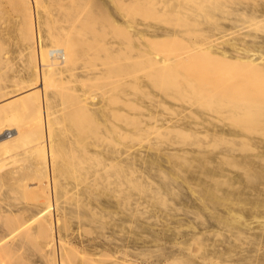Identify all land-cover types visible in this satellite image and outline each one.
<instances>
[{
  "label": "rangeland",
  "instance_id": "rangeland-1",
  "mask_svg": "<svg viewBox=\"0 0 264 264\" xmlns=\"http://www.w3.org/2000/svg\"><path fill=\"white\" fill-rule=\"evenodd\" d=\"M23 1L25 3H23ZM27 1L28 0H0V99L2 100L0 101L2 102V108L5 105L3 109L6 108V104H8L9 101L15 103L14 107L18 108L14 109L12 107H8L9 112L7 109H5V111L7 110L8 113H4V111H2V109L0 108V124L4 126L7 125L9 127L24 126V133L27 134L25 136V134L23 133V137L21 136V142L20 139H18L14 144V146H16V149L14 146H12L9 154L4 153L3 150H0V160L2 158L1 156H3L4 154H6L5 159H8L7 162L0 164V224L3 225V227L19 226V228H17V230L19 231H16V233L15 231L14 233L11 232L12 235H10V232H6L7 234H5L4 237L0 239L2 241L0 242V261L3 264H52L55 261L56 262L53 264H61V260L64 261V264H212V262L216 260V257L211 252V250L217 249L219 251L223 250L221 251L223 252L221 254L222 257L221 255H219V253L217 254V257L219 255V260H222L223 262H221V264H254L255 261L259 262L260 257H262V259L260 260L261 263L259 264H264V102L261 101V104L257 102L258 106H256V102L254 103L255 97H253V95L255 94V89L258 91L260 90L261 92L263 91L262 93H264V77H262V80L261 78H257L260 77V74L263 76L262 73L264 72L261 71L262 73H260L259 76L256 75V79L252 80V78L254 77L249 72L250 69H245L246 67L243 68L244 66L242 67V69H240L242 66H240V64H235V66H233L234 64L229 65L222 60H216L215 57L212 56L208 51H202V53L201 51L199 52L198 50H196V48L199 47L200 44L203 45L207 42L206 44H204L205 46H207L210 40L211 42H209V45H214L217 42L216 39L218 38L223 39V42H225L226 37H228L229 35L230 38H227L228 43L237 36L235 41L233 40L237 45L245 44V39L246 41H250L251 38H254L255 35L257 36V38L259 37L262 40V38H264V30H262L260 26L253 25V27L255 26L254 28L252 27V25L249 27L250 24L247 26L248 23H245L246 21L243 20V17L245 18V15L247 16L248 14L252 13V8L254 9L256 7L258 8V11H260L261 7L264 8V0H216L217 3L215 0H207L209 1V3L206 0H202L203 3L205 1V4H202L201 0H198L199 2L197 0H189V2L193 1V4L187 3L188 0H182L186 2V5L185 2L182 3L181 0H169V2L171 1V4H168V0H146V2L145 0H118L119 2L116 0L117 3L114 0L116 4L111 3L110 0L108 2H106L107 0H104V3H102V0H36V2L38 1L37 3H34V0H29L30 3ZM157 1H159V3H157ZM164 1L165 5L166 3L168 4L166 5L168 8L163 5ZM218 1H220V3ZM109 2L111 3V5ZM197 2L198 4L201 3L200 5L204 6H199L200 12H197L198 9L196 10L194 8L198 7V4H196ZM32 3L33 5H31ZM106 3H109V5L107 6ZM23 4L27 5L26 7H28V5L29 7L33 6L30 14L31 16H28L29 18H32L33 16L31 20L26 19L27 16L25 15V13L27 11L26 14L29 15V7L27 9ZM187 4H190L189 6H193L192 8L194 9L185 7L187 6ZM207 4L210 5L206 6ZM211 4L215 5L212 7ZM259 4L261 7L259 6ZM161 5L163 6V8H161ZM179 5H182L184 7V10L188 8L187 11H184L183 7ZM178 6L181 7V9H179ZM235 6L240 7L239 9H236L234 8ZM174 7H176V9H179L178 11L180 14L176 9H174ZM232 7L236 11L232 10ZM165 8L167 9L164 10ZM214 8L217 9L215 10ZM24 9L27 10L25 11ZM229 9L232 11H229ZM173 10H176L175 12L177 13V15L176 13H171V11ZM180 10L183 13H181ZM188 10L190 11V14H186ZM35 11L37 12L35 13ZM247 11L250 12L247 13ZM165 13L166 15H163ZM243 13L244 16L241 15ZM255 13L253 12V16L251 15V17L249 18H259L261 16L264 17V13L260 12V14L259 12H257L260 14H257V16L255 15ZM239 14L241 15V20L238 16ZM181 16L186 17L183 18V23L181 22ZM126 19H128L129 21H127L130 22L129 26H127L128 22H126ZM188 20L190 21V23H188ZM31 21H33V23ZM112 21L113 23L117 22L115 23L116 26H114ZM29 23L31 26L35 25L34 28L36 30H30L33 28V26L31 27ZM217 23H219L218 26L221 30L222 26L226 28V30L224 29L225 33L224 31H219L220 29L217 30ZM234 24L236 26H234ZM66 25H69V27L73 26L75 29H73V27L69 28ZM124 25L129 28H125ZM188 25H190L189 28ZM191 25L193 26V28L191 27ZM122 26L124 28H122ZM241 26L247 27H244V30V28ZM251 27L252 29H250ZM83 29L85 32L83 31V34L80 35V31H82ZM234 29L235 31H233ZM74 30H77L79 34L78 36L77 32L75 31L76 36L78 37H74L76 39L78 38V42L82 40V45L80 44V42V46L78 45L80 49H77L78 54L76 55V58H73L71 60L72 63L70 62L68 65H65V67H67L66 69L68 70H66L64 66L61 68H57V70L55 68H52L51 70L54 72L60 71V69L62 70L63 68V70H65L64 72L62 71V73H60L61 71L58 72L60 75L57 74V72L55 73V75L52 74L53 78L50 75L51 70L47 71L48 73L44 71L47 73L44 74L49 76V82L47 81L48 79L45 80L48 85H43L46 89L44 87L43 89H41L39 86H33L31 88V85L34 82H29L34 80V76H32L33 56L30 49V47L32 48L33 46V37H36V39L41 37L40 40L38 39V43L40 42V45L44 48V46H50L49 41L51 43V38L49 39V37H51V34L54 36L56 34H60L61 36L65 33V36L67 32V36L72 37L75 34ZM166 30L170 33H178L181 36L174 33V38L176 41L171 38L172 40H169V42L168 39H165V32H167ZM185 30L187 32L190 31L191 34L190 32L187 33ZM30 31L34 32L33 34L35 36H32ZM228 32H230V34ZM157 33L160 34L158 35ZM140 34L143 35V38L140 37ZM245 34H249V36L246 37ZM29 35L31 36V38ZM162 36L164 38H161ZM176 36L181 38L182 40H179ZM222 36L224 38H220ZM149 37L154 41H156L157 39V41L155 42L156 44L149 45L146 41V39ZM239 37L244 38V41H239ZM206 38L208 39V41ZM259 38L253 40L255 41L256 45H262ZM163 39H165L167 42ZM212 40H216V42H213ZM227 41L223 46L230 49L229 47H227ZM34 42V45H36V40ZM176 42L180 44L178 45ZM192 42L194 43V45ZM212 42L214 44H211ZM41 43H44V46ZM186 43L190 46L188 47ZM89 44L91 45L89 46ZM230 44H228V46H230ZM173 45H175V47ZM164 47L166 48L165 52H163ZM106 49L107 52L105 51ZM159 49L162 50V53L159 52ZM167 49L171 52H166ZM29 50L31 53L29 52ZM113 51L115 52L113 53ZM206 52L209 55H207ZM185 53L188 55H186ZM110 56H112V58ZM126 56L128 62L126 61ZM162 56H164L165 59L168 58L167 62L169 63L165 65L166 67L164 66L165 70L162 69V71H157V66L154 65V63L158 60V57L163 58ZM180 58L184 59L181 60ZM28 59L29 61L31 60L30 62L32 63H30ZM109 60H111L112 63H108ZM207 60L209 61V63L207 62ZM212 60L214 61V63ZM101 61H104L105 63H102ZM113 61H116V64H114L115 62L113 63ZM215 61L219 62L220 65L224 63L223 66H221L223 67L222 69L225 70H223L224 72L222 70H219L221 69V67L219 63ZM179 62H181V64ZM186 62L188 65L186 64ZM259 62H261V65L264 66V60H258V62L256 60V64L254 65L256 66V69L260 68V65L257 66ZM215 63H217V65H215ZM30 64H32V66H30ZM101 64H103L104 66H102ZM110 64H112L113 67L116 66L114 67L115 69H112V71L108 70L112 66ZM182 64H186V66H183ZM117 65H121L122 67H118ZM202 65L203 67L205 65L204 69H202ZM207 65L213 67H209ZM225 66L229 67L227 68ZM30 68L32 70H30ZM117 68L118 70L119 68L121 69L122 74H124L122 71H127V77L125 75H123L125 76L123 77L122 74L120 76V73L116 72ZM53 69H55L56 71ZM191 69H193L195 72ZM210 69L211 71H209ZM231 69H235V74L233 73V70L231 71ZM261 69L263 70V67H261ZM186 70L190 73H188ZM203 70H207V72ZM214 70H219V72L222 71L223 73L221 72V74L222 76H225H223L225 80L223 77L217 76L218 71ZM241 70L243 71L241 72ZM244 70H247L252 78L251 76L247 77L248 72L246 71V73ZM110 71L115 75L119 74L118 76L120 77H115L114 80L112 78L113 74L111 75ZM158 72H160V74H158ZM172 72L173 76L171 74ZM204 72L207 76L202 75L204 74ZM252 72L256 71L253 70ZM83 73L85 75L87 74V76H85ZM106 73L107 77L104 75ZM197 73L198 75L200 74L199 76L200 78L202 77L201 79H197L199 78V76L196 75ZM82 74L85 76L84 78H82ZM187 74H189L188 76L191 79L187 76ZM50 76L52 81L50 79ZM192 76L194 79H192ZM96 77H98V79ZM195 78L197 81H195ZM85 79H87L88 82ZM92 79H96L97 81L93 82ZM215 79H217V82L215 81ZM219 79L227 84H229L231 80V83L229 85L232 84V86L226 87L227 84H224L222 82L225 85V87H223L224 85L220 82ZM257 79L261 82H259ZM109 80H112V82H115L114 84L117 85L108 86L112 84ZM208 80H211L210 82H212L210 83V88L212 89H209V87H207L209 86ZM82 81L85 85L81 83ZM122 81L124 84L126 81H128V83L130 82V87L128 90L130 92L129 94H132L131 96L129 95L131 99V108L129 106H127V108H124L127 110L128 108H130V111H126L129 113L127 114V118L126 115H124L125 110L122 109L124 107L123 104H125L124 101L126 98L124 96L126 91L125 93L123 91L127 90V86H125L127 85V83L124 85L122 84ZM213 82H220L219 84H222L223 86L221 87V85H217ZM239 82L240 84H242V86L238 84ZM243 82L247 87L243 85ZM166 84L168 85V87ZM212 84L214 85L215 89H213ZM251 84H253L252 87ZM259 84L260 86H258ZM28 85L30 87H28L29 89L27 91L26 86ZM203 85L205 88L203 87ZM219 86L220 88L216 89ZM35 87L37 91L42 90L40 93L41 95H38L43 97L45 101L47 100V98L48 100H50V104L47 103L48 101L46 102L47 104L44 103L46 105L45 108L48 110H46V113H48L47 116H50V119L48 118V122L51 123H48V132L50 131L49 134L53 133V136H51L49 139H52L50 141L56 148V153L54 152L56 155V159H54V161H56V163L53 162V166L55 165V168L52 166L51 174H49L50 177L48 175V171L45 174L46 177H48L47 183L50 179V184H48L50 192L45 185L43 186L39 183L43 179V181H45L46 177L44 173L42 174L43 171H40L41 166L39 164V156H37L38 154L36 150L33 151L34 149H32L34 148L36 141L39 140L41 132V129L38 125H36L37 123L35 122L37 121V116L33 113L35 111L34 109L37 107V102L33 98L34 103L32 102V104L34 105L32 106H34V108L31 110L34 111L30 115L28 114L29 111H27L26 113L23 108V110L21 111V107L19 108V106L22 105H19V101L21 100L20 98L27 96L26 92H29V95L33 94H30V92L35 91L33 90V88L35 89ZM112 87L113 90H111ZM114 87H117V90ZM250 87L252 90H254L252 91L254 92L252 96L249 95L252 93L251 90H249ZM257 87H259V89H257ZM21 88L26 91L20 90ZM244 88L246 89L244 90ZM114 89L116 91H114ZM237 89H239L240 91L248 90L251 93L248 92L249 94L246 93V96H243L239 90L238 94ZM106 90L109 93H107ZM190 90L192 91L190 92ZM203 90H205L206 94ZM13 91L14 94L17 92L15 96H12ZM221 91H223L225 95L227 94L226 92H230V94L237 92V95H235V98H233V95L232 101L230 98H226L223 92V95H221ZM260 91L259 94H262L260 93ZM9 92H12V94L7 95V97L5 93ZM86 93L89 96L91 95L96 102L94 100H91L93 103H95V106L92 104V106L89 105V110L88 108L86 110L87 112H89L83 118L82 114L84 113H80V109L84 104H80L78 102H82L81 98H84V94L87 97ZM113 93H116L115 96L118 98H115V100H117L116 103L115 101H113V104H111V101L114 99ZM189 93H191L192 95ZM198 93L201 95L198 96ZM22 94L24 95L21 96ZM210 94H212V98L210 97ZM214 94L217 97L214 96ZM230 94H227L226 96L231 97ZM240 94L242 96H240ZM45 95L46 97H44ZM110 95L113 99H109L111 98ZM40 96H38L39 100L42 99ZM64 96L65 98H63ZM204 96L208 98V101L204 98ZM243 97H245V101H243ZM246 97H248L249 99L248 102ZM17 98L18 101L16 102ZM215 98H219L218 100H222V103L220 104V101H217V99ZM228 99L230 101H228ZM250 99H252L253 101ZM13 100L15 101L13 102ZM234 100L236 101V103ZM17 103L18 106L16 107ZM104 103L105 105H103ZM163 103L165 105H163ZM219 105H222L221 108L223 107L224 109H221ZM255 108H257V110ZM13 109L15 110L14 113L11 111ZM113 109L114 113L112 112ZM218 109L219 111L217 112L216 110ZM119 110H124V112L122 111L123 114H121ZM255 110L256 113L254 112ZM116 111H118L117 113L120 114H117ZM10 112H12V115ZM75 112L78 116L81 115L79 116L80 119L77 117ZM94 112L97 114V116H94L96 115ZM34 115L36 116V118ZM87 117L91 119L89 120ZM148 117H152V120L155 118V120L153 121L156 122L158 121L157 119H159L160 122L158 121V125L159 127L162 125V128H159L158 125H154L155 122H153V124L152 122H149L151 120H148ZM84 119L86 120V122H88L85 123ZM134 119L137 120L135 121ZM175 119H179V121L182 119V121H180L183 126L182 129H184L185 132L191 129L189 130L190 135H188V132L185 135L184 131L182 133L181 130V135H178L179 131H176V128H168V126H173L177 122ZM32 121H34V123ZM29 122L30 124L32 122L35 126L32 124L30 125ZM165 122L168 123L166 124ZM195 123H197L199 126L197 124L194 125ZM208 123H214V125H211L209 127L210 124ZM149 124L152 125H150V128L148 126ZM192 124L196 128L194 126L190 127V125L192 126ZM200 124H202L203 127H201ZM185 125L187 130L185 129ZM156 126L158 127V129L156 128ZM214 126L216 129H218V132L216 131V133H213ZM208 130H210V132ZM229 130H234L236 133L230 134ZM205 131H207L208 133H205ZM126 132L127 136L125 135ZM196 132L199 133V136L195 135ZM201 132H204V136L205 134H207V138H202V135H200ZM214 134L218 135L217 138H215L216 136ZM33 135L36 138H34ZM234 135L238 136V138L235 139V137H232ZM221 138L222 140H220ZM225 140H228L235 145L230 144ZM30 141L31 143H33L31 145L33 146L32 148L31 146H29L31 144ZM18 142L19 144H17ZM225 142L229 145L227 146ZM96 146L98 148H96ZM29 147L32 149L31 152H35V156H33V154L32 156L29 155L31 153ZM81 147L84 149H82ZM84 150L90 154L89 158L88 155H86L88 153H85ZM27 151H29L30 153H27ZM82 151H84L85 154ZM185 151L188 155L186 156L185 153L184 157L183 153ZM13 152L18 155L14 154ZM24 152L26 154H24ZM112 152L115 153L111 155ZM171 153H173V155ZM93 154H97V158L105 161L107 165L111 162L110 160H112V163L114 162V165L116 167L112 163L110 164V166L112 165L111 168L110 166L108 168V166L106 165V163L104 164V162L102 165V161H100L99 159H95L96 155L95 158H91ZM115 154L118 159L122 157L121 159H119L120 164L118 163L119 160H116ZM126 154H128L127 159L125 157ZM165 154H171L170 158L169 156L168 158H165ZM190 154L192 156L195 155V157H192ZM199 154L209 155L210 157L208 159L209 161L207 163L205 162L208 167L213 170L211 174L208 173L209 176L204 177V175H202V173H205L206 170L203 171L202 168V164H204V162L201 161L202 164H200L199 159H197V157L200 156ZM14 155H16V158ZM180 155L182 156L180 157ZM189 155L190 157H188ZM99 156H101V158ZM32 157L35 159V162H33L34 159L32 160ZM113 157L118 164L113 160ZM160 157H162L163 159L158 166L157 158ZM182 157H184V159ZM225 157L227 158L224 160ZM5 159L4 161H6ZM183 162L185 164H183ZM153 163H156V165H154ZM104 165L107 167L105 168ZM126 167L128 168V170H126ZM131 169L132 171H134L133 173L132 171L130 172ZM159 170L162 172L160 173ZM168 170L172 171L169 172ZM37 171H39V173ZM126 171H129L130 173H132V175L129 172L126 173ZM39 174L41 176L44 175V177L38 179L41 177H39ZM52 174L56 176V180L54 178V175L52 176ZM156 174L159 175L158 177L162 175V178L164 179H159ZM127 175L129 176L128 178L130 180H127ZM166 175L173 176L175 178V181L173 183L169 182L167 178L168 176ZM190 175L191 179H189ZM261 177L262 179H260ZM181 178L185 179L189 183V185L188 183L187 185L186 183H183L184 186H181L179 188L177 186V183H179V180ZM212 178L213 180H215H212L211 182L210 179ZM128 181H130V183ZM168 182L170 183V185L167 184ZM34 183H36V185ZM152 183H155L156 185L154 184L153 186ZM164 183L168 186V189L165 188L166 186ZM205 184H207L208 188H210V192H208L209 196L205 195L202 192L206 189L204 186ZM31 185H35L36 187L39 185L43 189L41 191L45 192L44 196L42 194L43 192L40 193L36 190V188L34 190ZM159 185H161V187ZM192 185L195 190H192V188L190 187ZM158 187L161 188V192H159L160 189L159 191L157 190ZM236 187L237 189H234ZM171 188L172 190L171 192H169ZM55 192L56 196L54 194ZM48 193H51L50 196L52 195V197L50 198H53V201L55 202V210L53 209L52 211H50L52 213H50L52 217L48 215V213L43 211L45 210V195ZM183 193H185V195H190V199L193 198V200L197 204L194 203V205H192L191 203L190 205L189 201L186 202L185 199L187 198H183ZM41 194L42 196L40 197ZM200 194L203 195L206 199L203 200V197H201ZM43 197L44 199L42 200V203L40 199H42ZM208 198H212L213 201ZM56 199L58 201H56ZM207 199L209 201H207ZM216 199L218 200V202ZM195 205L200 206V209ZM17 212L19 213L17 217L18 219L15 218L16 216H14V219L13 217L11 219L10 216H13L12 213H15L14 215H17ZM42 212L45 213L41 215ZM233 212L242 213V219L240 218V222L242 223L240 232L233 229V227L228 224L230 223L228 215L229 213L232 214ZM39 214L41 215L40 217ZM35 216H38L39 220H36L38 218H36ZM58 217L61 220H59ZM6 219L11 220V222L14 220L12 222L13 224ZM42 220L53 222L52 226L54 238L52 239H55L56 242H53V240L50 243L51 237L47 239V237L50 235L46 236L47 231L42 230L40 227H38V221L41 222ZM225 220H228V223ZM55 221L58 224H56ZM219 221H222V223H220ZM223 222L225 223V225L223 224ZM20 225H22V227ZM37 228H39L38 231ZM39 231L41 232V235L38 234ZM18 232L20 234H18ZM157 238L159 239L157 240ZM45 239H47L49 242H47ZM60 241H63L64 246ZM10 242L11 244H9ZM65 242L67 244H65ZM48 243H53L56 248L54 249V246L49 247ZM1 244L7 246L8 248L2 246ZM16 244L19 245L17 249H15L16 247H14ZM238 244H240V247L232 248L234 249V251L230 250L232 245ZM22 245L24 246L23 248ZM3 247L5 252L3 251ZM70 247H73V250ZM6 248L10 251H7ZM243 249H245V251H243ZM51 250H53V252L54 250L56 251L53 253ZM15 251L17 252V254ZM9 252H12L11 254L18 255V258H20L17 259L16 255H13L12 257L11 254H8ZM18 253H20L21 255ZM86 253L87 255H84ZM4 257L6 258V260L4 259ZM48 258H50V260H48ZM65 258L67 259V261Z\"/></svg>",
  "mask_w": 264,
  "mask_h": 264
},
{
  "label": "bare ground",
  "instance_id": "bare-ground-1",
  "mask_svg": "<svg viewBox=\"0 0 264 264\" xmlns=\"http://www.w3.org/2000/svg\"><path fill=\"white\" fill-rule=\"evenodd\" d=\"M30 1H31V0H30ZM30 1L28 0L27 2L30 3ZM102 1H103V2H102ZM102 1H100V2L104 3V0H102ZM108 1H109V0H107L106 2H108ZM112 1H113V2H112ZM112 1L110 0L111 3H115L116 0H115V1L112 0ZM117 1H118V0H117ZM117 1H116V3H117ZM128 1H129V0H128ZM134 1H135V0H134ZM136 1H138V0H136ZM148 1H149V0H148ZM152 1H154V0H152ZM155 1H156V0H155ZM171 1H172V0H171ZM171 1H170V2H171ZM181 1H182V0H181ZM186 1H187V0H186ZM197 1H198V0H197ZM201 1H202V0H201ZM206 1H207V0H206ZM215 1H216V0H215ZM220 1H221V0H220ZM220 1H218V2L220 3ZM27 2H26V3H27ZM35 2H36V0H34V3H35ZM37 2H38V1H37ZM37 2H36V3H37ZM110 2H109V3H110ZM118 2H119V1H118ZM120 2H122V1H120ZM145 2H146V0H145ZM161 2H162V1H161ZM170 2H169V0H168V4H169ZM179 2H180V1H179ZM183 2H185V1H182V3H183ZM192 2H193V1H192ZM192 2H189V0H188L187 3H192ZM198 2H199V1H198ZM198 2H197L196 4H198ZM207 2L209 3V1H207ZM212 2H213V1H212ZM229 2H230V1H229ZM23 3H25V2L23 1ZM29 3H28V4H29ZM109 3H108V4L106 3L107 6L109 5ZM111 3H110V5H111ZM116 3H115V4H116ZM124 3H125V2H124ZM150 3H151V2H150ZM152 3H153V2H152ZM155 3H156V2H155ZM157 3H159V1H157ZM176 3H177V2H176ZM201 3H202V4H205V1H204V3H203V1H202ZM201 3H200V4H201ZM210 3H211V2H210ZM213 3H214V2H213ZM216 3H217V1H216ZM72 4H73V3H72ZM168 4L166 3V5H168ZM170 4H171V3H170ZM192 4H193V3H192ZM192 4H191V5H192ZM200 4H198V7H197V8L194 7L196 10L198 9L197 12L199 11V6H203V5H200ZM23 5H25V4H23ZM31 5H33V3H32ZM31 5H30V6H31ZM100 5H101V4H100ZM103 5H104V4H103ZM123 5H124V4H123ZM152 5H153V4H152ZM163 5H164L165 7H167V6L165 5V1H164V4H163ZM177 5H178V4H177ZM177 5H175V6H177ZM185 5H186V2H185ZM185 5H184V6H185ZM189 5H190V4H189ZM189 5L187 4V6H185V7H188V8H189V7H190V8L193 7V6H189ZM194 5H195V4H194ZM209 5H210V4H209ZM209 5L207 4L206 6H209ZM211 5H212V7H213L215 4H211ZM219 5H220V4H219ZM234 5H235V4H234ZM26 6H27V5H25V7H26ZM148 6H149V5H148ZM161 6H162V5H161ZM161 6H159V7H161ZM179 6H182V5H179ZM179 6H178V7H179ZM216 6H217V5H216ZM259 6H260V4H259ZM28 7H29V5H28ZM28 7H26V8L28 9ZM32 7H33V6H32ZM32 7H29L30 10L28 9V11H29V15L26 14V13H27V11H26L27 9H26V10L24 9V10L26 11V13H25V15L27 16V18L25 17L26 19L31 20V19L33 18V16H32V18H31V17H30V18L28 17V16H31L30 14H31V11H32ZM105 7H106V6H105ZM169 7H170V6H169ZM182 7H183V6H182ZM203 7H204V6H203ZM210 7H211V6H210ZM221 7H222V6H221ZM239 7H240V6H239ZM239 7H236V6H235L234 8L239 9ZM254 7H255V5H254ZM260 7H261V6H260ZM103 8H104V7H103ZM147 8H148V7H147ZM161 8H163V6H162ZM167 8H168V7H167ZM167 8H165L164 10H166ZM188 8H187V9H188ZM194 8H192V9H194ZM201 8H202V7H201ZM234 8L232 7V10H235ZM255 8H256V7H255ZM255 8H254V9L252 8V13H253V12L255 13V11H256V13H255L256 16H257V14H259L260 12H261V13H264V8H263V7H261L260 11H258V8H256V9H255ZM35 9H36V8H35ZM150 9H151V8H150ZM171 9H172V8H171ZM174 9H176V7H174ZM179 9H181V7H179ZM179 9H176V10L178 11ZM187 9H185V10L187 11ZM209 9H210V8H209ZM214 9L216 10L217 8H214ZM147 10H148V9H147ZM147 10H146V11H147ZM151 10H152V9H151ZM176 10L171 11V13H172V12H173V13H176V12H175ZM183 10H184V7H183ZM185 10H184V11H185ZM190 10H191V9H190ZM211 10H212V9H211ZM232 10L229 9V11H232ZM71 11H72V10H71ZM180 11H181V10H180ZM227 11H228V10H227ZM229 11H228V12H229ZM235 11H236V10H235ZM262 11H263V12H262ZM33 12H34V11H33ZM36 12H37V11H35V13H36ZM142 12H143V11H142ZM159 12H160V11H159ZM166 12H167V11H166ZM191 12H192V11H191ZM199 12H200V11H199ZM205 12H206V11H205ZM228 12H227V13H228ZM248 12H250V11H247V13H248ZM257 12H259V13H257ZM35 13H34V14H35ZM73 13H74V12H73ZM155 13H156V12H155ZM173 13H172V14H173ZM178 13H179V11H178ZM181 13H183V12L181 11ZM184 13H185V12H184ZM188 13L190 14V11H189V10H188V12H187L186 14H188ZM193 13H194V10H193ZM237 13H238V12H237ZM252 13L248 14L247 16L245 15V18L243 17V16H244V13L241 14V15H243V16H242V17H243V20L246 21L245 23H248L247 26H248L249 24H250L249 27H250L251 25H252V27H253V25H255V26H260V27L262 28V30H264V17L261 16V17H259V18L254 17V18L250 19L249 17H251V15L253 16ZM261 13H260V14H261ZM153 14H154V13H153ZM157 14H158V13H157ZM179 14H180V13H179ZM179 14H178V15H179ZM260 14H259V15H260ZM32 15H33V14H32ZM105 15H107V14H105ZM155 15H156V14H155ZM160 15H161V14H160ZM163 15H166V13L163 14ZM176 15H177V13H176ZM181 15H182V14H181ZM184 15H185V14H184ZM230 15H231V14H230ZM241 15H240V14L238 15V16L240 17V20H241ZM249 15H250V16H249ZM263 15H264V14H263ZM36 16H37V15H36ZM78 16H79V15H78ZM153 16H154V15H153ZM161 16H162V15H161ZM168 16H169V15H168ZM179 16H180V15H179ZM238 16H237V17H238ZM37 17H38V16H37ZM103 17H104V16H103ZM214 17H215V16H214ZM70 18H71V17H70ZM153 18H154V17H153ZM181 18H182V21H181V22L183 23V18H186V17H185V16H184V17L181 16ZM230 18H231V16H230ZM26 19H25V20H26ZM37 19H38V18H37ZM76 19H78V18H76ZM81 19H82V18H81ZM158 19H159V18H158ZM166 19H167V18H166ZM166 19H165V20H166ZM169 19H170V18H169ZM177 19H178V18H177ZM179 19H180V18H179ZM71 20H73V19H71ZM71 20H70V21H71ZM111 20H113V19H111ZM127 20H128V19H126V22L129 21V20H128V21H127ZM149 20H150V19H149ZM211 20H213V19H211ZM172 21H173V20H172ZM177 21H178V20H177ZM188 21H189V20H188ZM217 21H219V20H217ZM26 22H27V21H26ZM28 22H29V21H28ZM31 22L33 23V21H31ZM31 22H30V23H31ZM35 22H36V21H35ZM71 22H72V21H71ZM241 22H242V21H241ZM30 23H29V25H30ZM32 23H31V24H32ZM36 23H37V22H36ZM112 23H113V21H112ZM115 23H117V22H114V23H113L114 26H116ZM129 23H130V22H128V25H127V26L130 25ZM176 23H177V22H176ZM188 23H190V21H189ZM193 23H194V22H193ZM195 23H196V22H195ZM92 24H93V23H92ZM29 25H28V26H29ZM36 25H37V24H36ZM73 25H75V24H73ZM77 25H78V24H77ZM77 25H76V26H77ZM117 25H118V24H117ZM137 25H138V24H137ZM182 25H183V24H182ZM194 25H195V24H194ZM198 25H200V24H198ZM218 25H219V23H217V28H218L217 30L220 29ZM30 26H31V25H30ZM32 26H33V25H32ZM32 26H31V27H32ZM66 26L69 27V25H66ZM76 26H75V27H76ZM124 26H125V25H124ZM127 26H125V28H129V27H127ZM133 26H134V25H133ZM189 26H190V25H188V28H189ZM196 26H197V25H196ZM202 26H203V25H202ZM234 26H236V25L234 24ZM247 26H246V27H247ZM255 26H254V27H255ZM26 27H27V26H26ZM34 27H35V25L33 26L32 29H30V28H29V29L32 30V31H34V29H35ZM36 27H37V26H36ZM70 27H71V26H70ZM70 27H69V28H70ZM72 27H73V26H72ZM72 27H71V28H72ZM117 27H118V26H117ZM149 27H150V26H149ZM178 27H180V26H178ZM182 27H184V26H182ZM191 27L193 28L192 25H191ZM198 27H199V26H198ZM220 27H221V26H220ZM241 27H243V26H241ZM241 27H240V28H241ZM244 27H245V26H244ZM244 27H243V28H244ZM246 27H245V28H246ZM249 27H248V28H249ZM252 27H251L250 29H252ZM254 27H253V28H254ZM76 28H77V27H76ZM80 28H82V27H80ZM89 28H90V27H89ZM122 28H124V27L122 26ZM221 28H222V30L220 29L219 31H221V32L224 31V33H225L226 28H224V26H222ZM245 28H244V30H245ZM37 29H38V28H37ZM67 29H68V28H67ZM73 29H75V28L73 27ZM77 29H78V28H77ZM120 29H121V28H120ZM224 29H225V30H224ZM35 30H36V29H35ZM64 30H65V29H64ZM70 30H71V29H70ZM152 30H153V29H152ZM32 31H30L31 34H32V36H35V35L33 34L34 32H32ZM62 31H63V30H62ZM75 31L77 32V30H74V33H75ZM78 31H79V30H78ZM83 31H84V29H83L82 31H80V35L83 34ZM91 31H92V30H91ZM123 31H124V29H123ZM126 31H127V30H126ZM166 31H167V30H166ZM185 31H186V30H185ZM195 31H196V30H195ZM195 31H193V32H195ZM197 31H198V30H197ZM233 31H235V29H234ZM259 31H260V30H259ZM28 32H29V31H28ZM60 32H61V31H60ZM72 32H73V31H72ZM81 32H82V33H81ZM84 32H85V31H84ZM93 32H94V31H93ZM135 32H136V31H135ZM153 32H154V31H153ZM156 32H157V31H156ZM172 32H173V31H172ZM186 32H187V31H186ZM189 32H190V31H189ZM189 32H187V33H189ZM202 32H203V31H202ZM202 32H200V33H202ZM205 32H206V31H205ZM36 33H37V32H36ZM128 33H130V32H128ZM138 33H139V32H138ZM165 33H166V34H165V39H168V41H169V40H172L171 38H173V40H175V38H174L175 34H176V35H180V34L175 33V32H174L175 34H174V33H170L169 31H167V32H165ZM200 33H199V35H200ZM207 33H208V32H207ZM219 33H220V32H219ZM228 33L230 34V32H228ZM248 33H250V32H248ZM37 34H39V33H37ZM37 34H36V35H37ZM47 34H48V33H47ZM64 34H65V33H64ZM64 34H62L61 36H60V34H59V35L56 34L55 36L51 34V37H49V39L51 38V39H50V40H51V43H50V41H49V44H50L49 47H48V46L46 47V46L43 45L44 43H41V44L44 46V48L40 45V42L38 43V41L40 40L41 37H40V38H37V39H36V37H35V38L33 37V39H34V40H32V41H33V42H32L33 46H32V48L30 47L32 53H31L30 50H29V52H30V53L32 54V56H33V60H32V61H33V67H32V69H33V71H32L33 73H32V74H33V75H32V76H34V80L29 81V82H31V83H32L33 81H34V82H33L32 85H31V83H30L31 88H32L33 86H39L41 89H43V87H44L43 85H44V84H47V82H45V80L48 79L47 81L49 82V76L46 75V74L48 73L47 71H50L52 68H55V69L57 70V68H61V67H63V66H64V68L66 69L67 67H65V65H66V64L68 65V64L71 62V60H72L73 58H76V55L78 54V53H77V49L79 48L78 45H79L80 42H81L80 44L82 45V40L79 39L80 41L78 42V40H77L78 38L76 39V38L74 37V36H76V33H75L72 37H71V36H70V37L67 36V32H66V35H65V36H64ZM84 34H85V33H84ZM133 34H134V33H133ZM154 34H155V33H154ZM157 34L159 35L160 33H157ZM190 34H191V32H190ZM205 34H206V33H205ZM39 35H40V34H39ZM57 35H58V36H57ZM70 35H71V34H70ZM77 35L79 36L78 32H77ZM126 35H127V34H126ZM140 35H141V34H140ZM202 35H203V34H202ZM223 35H224V34H223ZM231 35H232V34H231ZM29 36H30V35H29ZM47 36H48V35H47ZM78 36H76V37H78ZM142 36H143V35H141L140 37H142ZM180 36H181V35H180ZM186 36H188V35H186ZM192 36H193V35H192ZM192 36H190V37H192ZM194 36H195V35H194ZM216 36H217V35H216ZM225 36H226V35H225ZM229 36H230V35H229ZM229 36H228V37H229ZM245 36L248 37L249 34H247V35L245 34ZM250 36H253V35H250ZM255 36H256V35H255ZM255 36H254V38L252 37L253 40L255 39ZM138 37H139V36H138ZM147 37H148V36H147ZM176 37H177V36H176ZM228 37H226V41H227V38H228ZM30 38H31V36H30ZM84 38H85V37H84ZM130 38H131V37H130ZM142 38H143V37H142ZM161 38H164V37L162 36ZM177 38H178L179 40H182V39L179 38V37H177ZM183 38H184V37H183ZM220 38H224V37L222 36V37H220ZM229 38H230V37H229ZM236 38H237V36L234 37V39H232V41H230L229 43H228V41H227L228 44H230V43L232 42V43H231L232 45L230 44V46H228V44H227V47H229L230 49L225 48V47L223 46L224 44H226V43H225L226 41L223 42V39H219V38H218L219 40L216 39L217 42H216V40H214V41L212 40L213 42H216L217 44H216V43L214 44L213 42L211 43V44H214V45H216V46H214V45H209V42H211V40H210V41L208 42V45H207V46L204 45V44H206L207 42H206V43L203 42V43H204V44H203L204 46H203L202 44H200V46L198 45L199 47H197L196 50H198L199 52H200V51H201V52H202V51H208L212 56L215 57L216 60H218V59H219L218 61H221V60H222L223 62L228 63L229 65L234 64L233 66H235V64H236V65L240 64V66L242 65L240 69H242L243 66H244L243 68L246 67L245 69H247V68H248V70L250 69L249 72L251 73V75H253L254 78H252V76L249 75V72L246 70V71L248 72V75H249V76L247 75V77H250V76H251L252 80H254V79H256V75L259 76V74L262 73L261 71L264 72V66L261 65V62H259V63L257 64V66L260 65V68H257V69H256V68H255L256 66H254V65L256 64V63H255L256 60H257V62H258V60H259V61H260V60H262V61L264 60V52H263V51H264V38H262V40H261V38L258 37L259 40H260V43H262V45H256V44H255V41H253L252 38H251L250 41L247 40L248 42H247L246 39H245V44L237 45L236 43H234V41H235ZM239 38H240L239 41H241V40L244 41V40H243L244 38H242V37H239ZM249 38H250V37H249ZM258 38H257V36H256V39H258ZM38 39H39V40H38ZM159 39H160V38H159ZM165 39H163V40L166 41ZM178 39H177V40H178ZM196 39H197V38H196ZM206 39H207V38H206ZM209 39H210V38H209ZM256 39H255V40H256ZM35 40H36V45H34V44H35V42H34ZM197 40H198V39H197ZM202 40H203V39H202ZM221 40H222V41H221ZM233 40H234V41H233ZM88 41H89V40H88ZM93 41H94V40H93ZM144 41H145V40H144ZM146 41H147V43H148L149 45H150V44L154 45V44H156L155 42L157 41V39H156V41H154V40H152V38L149 37V38L146 39ZM159 41H161V40H159ZM159 41H158V42H159ZM164 41H163V42H164ZM175 41H176V40H175ZM191 41H192V40H191ZM207 41H208V39H207ZM261 41H262V42H261ZM41 42H42V40H41ZM158 42H157V43H158ZM166 42H167V41H166ZM169 42H170V41H169ZM179 42H180V41H179ZM193 42H194V41H193ZM193 42H192V43H193ZM90 43H91V42H90ZM100 43H101V42H100ZM176 43H177V42H176ZM176 43H175V44H176ZM180 43H181V42H180ZM180 43H179V44H180ZM187 43H188V42H187ZM187 43H186V44H187ZM194 43H195V42H194ZM194 43H193V45H194ZM85 44H86V43H85ZM96 44H97V43H96ZM103 44H104V43H103ZM134 44H135V43H134ZM167 44H168V43H167ZM172 44H173V43H172ZM177 44H178V43H177ZM179 44H178V45H179ZM197 44H198V43H197ZM90 45H91V44H89V46H90ZM98 45H99V44H98ZM149 45H148V46H149ZM161 45H162V44H161ZM161 45H160V46H161ZM170 45H171V44H170ZM193 45H192V46H193ZM79 46H80V45H79ZM89 46H88V47H89ZM103 46H105V45H103ZM107 46H109V45H107ZM160 46H159V47H160ZM163 46H164V45H163ZM165 46H166V45H165ZM168 46H169V45H168ZM173 46L175 47V45H173ZM176 46H177V45H176ZM182 46H183V44H182ZM187 46L189 47L190 45L187 44ZM196 46H197V45H196ZM161 47H162V46H161ZM177 47H178V46H177ZM102 48H104V47H102ZM107 48H108V47H107ZM79 49H80V48H79ZM98 49H99V48H98ZM119 49H120V48H119ZM124 49H125V48H124ZM165 49H166V48L164 47V49H163L164 51H163V52H165ZM172 49H173V48H172ZM172 49H171V50H172ZM181 49H182V48H181ZM183 49H184V48H183ZM189 49H190V48H189ZM25 50H26V49H25ZM108 50H109V49H108ZM142 50H143V49H142ZM146 50H147V49H146ZM153 50H154V49H153ZM186 50H187V47H186ZM191 50H192V49H191ZM191 50H189V51H191ZM79 51H80V50H79ZM102 51H103V50H102ZM105 51L107 52V49H106ZM139 51H140V50H139ZM157 51H158V50H157ZM161 51H162V50L159 49V52H161ZM169 51H170V50L167 49L166 52H169ZM179 51H180V50H179ZM179 51H178V52H179ZM81 52H82V51H81ZM114 52H115V51H113V53H114ZM129 52H130V51H129ZM137 52H138V51H137ZM170 52H171V51H170ZM170 52H169V53H170ZM119 53H120V52H119ZM161 53H162V52H161ZM172 53H173V52H172ZM196 53H197V52H196ZM202 53H203V52H202ZM31 54H30V55H31ZM121 54H122V52H121ZM125 54H126V52H125ZM174 54H175V52H174ZM183 54H184V53H183ZM185 54H186V53H185ZM206 54H207V52H206ZM108 55H110V54H108ZM168 55H169V54H168ZM176 55H178V54H176ZM186 55H188V54H186ZM207 55H209V54H207ZM28 56H29V55H28ZM78 56H79V55H78ZM78 56H77V57H78ZM127 56H128V55H127ZM127 56H126V61H127ZM155 56H157V55H155ZM166 56H167V55H166ZM178 56H180V55H178ZM183 56H184V55H183ZM30 57H31V56H30ZM110 57L112 58V56H110ZM162 57H163V58H161V57L159 58V57H158V58H157L158 60L154 63V65L157 66V68H156L157 71H162V69H164V66L167 65V63H169V62H167V59H168V58L165 59L164 56H162ZM168 57H169V56H168ZM176 57H177V56H176ZM205 57H206V55H205ZM209 57H210V56H209ZM214 57H213V58H214ZM31 58H32V57H31ZM137 58H138V56H137ZM137 58H136V59H137ZM170 58H171V56H170ZM181 58H182V57H181ZM181 58H180V59H181ZM196 58H197V57H196ZM213 58H209V59H213ZM220 58H221V59H220ZM140 59H141V58H140ZM142 59H143V58H142ZM178 59H179V58H178ZM183 59H184V58H183ZM183 59H181V60H183ZM185 59H186V57H185ZM187 59H188V58H187ZM206 59H207V58H206ZM209 59H208V60H209ZM215 59H214V60H215ZM129 60H130V59H129ZM138 60H139V59H138ZM138 60H137V62H138ZM190 60H191V58H190ZM190 60H189V62H190ZM193 60H195V59H193ZM208 60H207V62L209 63L210 60H209V61H208ZM28 61H29V59H28ZM30 61H31V60H30ZM30 61H29V62H30ZM123 61H124V60H123ZM212 61H213V60H212ZM101 62H102V61H101ZM106 62H107V61H106ZM114 62H115V63H114ZM127 62H128V61H127ZM187 62H188V61H187ZM187 62H186V64H187ZM215 62H217V61H215ZM30 63H32V62H30ZM71 63H72V62H71ZM102 63H105V62L103 61ZM108 63H112L111 60H109ZM108 63H107V64H108ZM113 63L116 64V61H113ZM179 63L181 64V62H179ZM182 63H183V62H182ZM191 63H192V62H191ZM191 63H190V64H191ZM213 63H214V61H213ZM217 63H219V62H217ZM217 63H215V65H217ZM121 64H122V62H121ZM141 64H142V63H141ZM186 64H184V65L186 66ZM223 64H224V63H222V65H220V63H219L220 67L223 66ZM262 64H263V63H262ZM28 65H29V64H28ZM70 65H72V64H70ZM101 65L104 66L103 64H101ZM110 65H112V64H110ZM168 65H169V64H168ZM173 65H174V64H173ZM182 65H183V64H182ZM184 65H183V66H184ZM187 65H188V64H187ZM199 65H200V64H199ZM225 65H226V64H225ZM30 66H32V64H30ZM96 66H97V65H96ZM117 66H118V65H117ZM119 66H121V65H119ZM119 66H118V67H119ZM178 66H179V65H178ZM207 66H209V65H207ZM233 66H232V68H233ZM98 67H99V66H98ZM105 67H106V66H105ZM108 67H110V66H108ZM114 67H116V66H114ZM114 67H113V65H112V66L110 67V69H108V68H107V69L112 71V69H113ZM121 67H122V66H121ZM123 67H124V66H123ZM125 67H126V66H125ZM128 67H129V66H128ZM138 67H139V66H138ZM146 67H147V66H146ZM165 67H166V66H165ZM172 67H173V66H172ZM187 67H188V66H187ZM202 67H203V65H202ZM204 67H205V65H204ZM204 67H203L202 69H204ZM209 67H213V66H209ZM215 67H216V66H215ZM225 67H227V66H225ZM225 67H224V68H225ZM228 67H229V66H228ZM228 67H227V68H228ZM238 67H239V66H238ZM261 67H263V70L261 69ZM64 68H63V69H64ZM71 68H72V67H71ZM100 68H102V67H100ZM147 68H148V67H147ZM216 68H217V67H216ZM222 68H223V67H221V69H219V68H218V69L223 71L224 69H222ZM32 69L30 68V70H32ZM46 69H49V70H46ZM55 69H53V70H55ZM63 69H62V70L60 69L61 72H60V71H56V70H55V71L57 72V74H59L58 72L62 73V71H63V72L65 71V70H63ZM87 69H88V68H87ZM114 69H115V68H114ZM181 69H183V68H181ZM184 69H185V68H184ZM186 69H187V68H186ZM202 69H200V70H202ZM205 69H206V68H205ZM213 69H215V68H213ZM225 69H226V68H225ZM251 69H252V70H251ZM255 69H256V70H255ZM259 69H261V70H259ZM66 70H68V69H66ZM69 70H70V68H69ZM96 70H97V69H96ZM98 70H99V69H98ZM124 70H125V69H124ZM127 70H129V69H127ZM146 70H147V69H146ZM146 70H145V71H146ZM164 70H165V69H164ZM188 70H190V69H188ZM191 70H193V69H191ZM195 70H196V69H195ZM200 70H199V71H200ZM219 70H214V71H218V73L221 74L222 71L219 72ZM227 70H228V69H227ZM232 70L234 71L233 73L235 74V69H231V71H232ZM253 70L256 71L257 73H256V72H252ZM44 71H46L47 73L44 72ZM92 71H93V70H92ZM111 71H110V73H111ZM113 71H114V70H113ZM131 71H132V70H131ZM186 71H187V70H186ZM186 71H185V74H186ZM193 71H194V70H193ZM197 71H198V70H197ZM203 71H205V70H203ZM209 71H211V69H210ZM224 71H225V70H224ZM224 71H223V72H224ZM229 71H230V70H229ZM242 71H243V70H241V72H242ZM244 71H245V70H244ZM246 71H245V72H246ZM259 71H260V72H259ZM56 72H54V71L51 70V74H50V72H49V74L52 76V74L55 75ZM97 72H98V71H97ZM116 72H117V73H120V76H121L122 73H121V69H120V68H119V70H118V68H117V71H116ZM122 72L124 73V74H122V76H123V75L126 76V74L128 75V73H126L127 71H126V72L122 71ZM169 72H171V71H169ZM179 72H180V71H179ZM187 72L190 73L189 71H187ZM194 72H195V71H194ZM205 72H207V70H206ZM205 72H204V74H202V75H206ZM223 72H222V73H223ZM236 72H237V71H236ZM247 72H246V73H247ZM30 73H31V72H30ZM30 73H29V74H30ZM44 73H46V74H44ZM95 73H96V72H95ZM95 73H94V74H95ZM98 73H99V72H98ZM183 73H184V72H183ZM218 73H217V76H221V77L224 76V75L222 76V74L220 75V74H218ZM226 73H227V72H226ZM254 73H256V74H254ZM83 74H84V73H83ZM83 74H82V75H83ZM94 74H93V75H94ZM112 74H113V75H112ZM158 74H160V72H158ZM161 74H162V73H161ZM171 74H172V76H173V72H172ZM207 74H208V73H207ZM234 74H232V75H234ZM239 74H240V73H239ZM262 74H263V76L260 74V77H257V78H261V80H262V77H264V73H262ZM45 75H46V76H45ZM59 75H60V74H59ZM69 75H70V73H69ZM84 75H85V74H84ZM84 75L82 76V78H84L85 76H87V74H86L85 76H84ZM104 75L106 76L107 73L104 74ZM111 75L113 76V77H112L113 79H114L115 77H120V76H118L119 74H118V75H117V74L115 75L114 73H111ZM111 75H109V76H111ZM131 75H132V74H131ZM149 75H150V74H149ZM188 75H189V74H187V76H188ZM196 75H198V73H197ZM199 75H200V74H199ZM199 75H198V76H199ZM202 75H201V76H202ZM214 75H215V72H214ZM225 75H226V74H225ZM232 75H231V76H232ZM245 75H246V74H245ZM47 76H48V77H47ZM51 76H50V79H51ZM109 76H108V77H109ZM125 76H123V77H125ZM163 76H164V75H163ZM166 76H167V75H166ZM190 76H191V75H190ZM206 76H207V75H206ZM228 76H229V74H228ZM237 76H238V75H237ZM242 76H243V75H242ZM28 77H29V76H28ZM57 77H58V76H57ZM106 77H107V76H106ZM126 77H127V76H126ZM188 77H189V76H188ZM203 77H204V76H203ZM224 77H225V76H224ZM224 77H223V78H224ZM233 77H234V76H233ZM233 77H229V78H233ZM238 77H239V76H238ZM32 78H33V77H32ZM52 78H53V76H52ZM96 78L98 79V77H96ZM164 78H165V76H164ZM167 78H168V77H167ZM169 78H170V77H169ZM189 78H190V77H189ZM189 78H188V79H189ZM196 78H197V77H196ZM196 78H195V81H197ZM201 78H202V77H201ZM201 78H200V76H199V78H197V79H201ZM205 78H206V77H205ZM211 78H212V77H211ZM243 78H245V77H243ZM87 79H88V78H87ZM87 79H85V80L87 81ZM113 79H112V80H113ZM120 79H121V78H120ZM165 79H166V78H165ZM170 79H171V78H170ZM172 79H173V78H172ZM190 79H191V78H190ZM192 79H194L193 76H192ZM208 79H209V78H208ZM234 79H236V78H234ZM68 80H69V79H68ZM79 80H80V79H79ZM85 80H84V81H85ZM92 80H93V79H92ZM112 80H109L110 83H112V84H110V85L107 84L108 86H112V85H113V86H114V85L116 86V85H117V84H114L115 82H112ZM114 80H115V79H114ZM116 80H117V79H116ZM124 80H125V79H124ZM204 80H205V79H204ZM211 80H212V79H211ZM211 80H208V81H209V86H207V87H209V89H212V88H210V83H212V82H210ZM219 80H220L221 83L223 82L224 84H227V83H225L224 81H222L221 79H219ZM219 80H218V81H219ZM224 80H225V78H224ZM247 80H248V79H247ZM257 80H258V79H257ZM26 81H27V80H26ZM51 81H52V79H51ZM94 81H97V80L95 79V80H93V82H94ZM109 81H107V82H109ZM198 81H199V80H198ZM208 81H207V84H208ZM215 81L217 82V79H215ZM258 81H259V80H258ZM63 82H64V81H63ZM87 82H88V81H87ZM160 82H161V81H160ZM177 82H178V81H177ZM182 82H184V81H182ZM199 82H200V81H199ZM204 82H206V81H204ZM216 82H213V83H216ZM220 82H219V83H220ZM226 82H227V81H226ZM259 82H261V81H259ZM51 83H52V82H51ZM77 83H78V82H77ZM81 83L84 84L83 81H82ZM126 83H127V85H125ZM180 83H181V81H180ZM194 83H195V82H194ZM219 83H216V84H217V85H221V87L224 85L223 83H222L223 85H222V84H219ZM230 83H231V80H230L229 84H230ZM246 83H247V81H246ZM252 83H254V82H252ZM49 84H50V83H49ZM61 84H63V83H61ZM97 84H98V83H97ZM118 84H119V82H118ZM122 84H124L123 81H122ZM125 84H124V85L127 86V87H126L127 90H124V89H126V88L123 89V90H124V91H123L124 93H125V91H126V93H125V95H124L126 98H125V101H124V99H123V101L125 102V104H123L124 107H123L122 109H124L125 107L127 108V106H129V107L131 108V106H130V104H131V103H130L131 99H130V97H129V95H130L129 93H130V92H129V90H128L129 87H130V86H129V85H130V82L128 83V81H126ZM163 84H164V83H163ZM167 84H168V83H167ZM167 84H166V85H167ZM198 84H199V83H198ZM198 84H197V85H198ZM229 84H227L226 87H228V86H232V84H231V85H229ZM238 84H240V82H239ZM249 84H250V82H249ZM255 84H256V83H255ZM26 85H27V84H26ZM47 85H48V84H47ZM47 85H46V87H47ZM75 85H76V84H75ZM84 85H85V84H84ZM170 85H171V83H170ZM201 85H202V84H201ZM201 85H200V86H201ZM212 85H213V84H212ZM240 85L242 86V84H240ZM243 85H245V87H247L246 84H244V82H243ZM252 85H253V84H251V87H252ZM263 85H264V84H263ZM51 86H52V85H51ZM175 86H176V85H175ZM175 86H174V87H175ZM198 86H199V85H198ZM234 86H235V85H234ZM234 86H233V87H234ZM258 86H260V84H259ZM28 87H30V86H29V85L26 86L27 91H28V89H29ZM48 87H49V86H48ZM117 87H118V86H117ZM117 87H114V88L117 90ZM164 87H165V86H164ZM167 87H168V85H167ZM203 87H204V85H203ZM211 87H212V86H211ZM223 87H225V85H224ZM251 87H250L249 90H251V92H252V91H254V90H252ZM22 88H24V87H22ZM22 88H21L20 90H24V89H22ZM44 88H45V87H44ZM157 88H159V87H157ZM162 88H163V87H162ZM172 88H173V86H172ZM204 88H205V87H204ZM218 88H220V86L217 87L216 89H218ZM229 88H230V87H229ZM229 88H228V89H229ZM239 88H241V87H239ZM253 88H254V87H253ZM45 89H46V88H45ZM45 89H44V90H45ZM69 89H70V88H69ZM69 89H68V90H69ZM105 89H107V88H105ZM115 89H114V91H116ZM175 89H177V88H175ZM186 89H187V88H186ZM200 89H201V88H200ZM202 89H203V88H202ZM213 89H215V88H214V85H213ZM223 89H224V88H223ZM230 89H231V88H230ZM245 89H246V88H244V90H245ZM247 89H248V88H247ZM254 89H255V88H254ZM257 89H259V87H257ZM33 90H35V91L30 92V94L33 93V94H31V95H29V92H26L28 97H27V96H24L23 98H20V97H19V98L21 99V100L19 101V105L22 104L21 106H19V108L21 107V108H20V111L24 109L25 112L27 113V111L30 112V110L34 108V106H32V105H34V104H32V102H33L34 100L37 102V105H36L37 107L34 109L35 111H34V110H31V112H30V113L28 112V114L30 115L33 111H34L33 113L36 114L37 118H36V116L34 115L35 118L37 119V121H35V122L37 123L36 125H38L39 128L41 129V132H40V138H39L38 141H36V144L34 145V148H32L33 146H31V145L33 144V143H31V141H30L31 144H30L29 146H31V148L34 149L33 151L36 150V152H37V154H38L37 156H39L38 159H39V164H40V166H41L40 171H43L42 174L44 173V175H45V174L47 173V171H48V175H49V174H51V168H52V166H53V162L56 163V161H54V159H56V158H55V156H56V155H55V153H56V151H55L56 148L53 146V143H51V141H50V140H52V139H49L51 136H53V135H52L53 133H50V134H49L50 131L48 132V128H49L48 125L51 124V123L48 122V118H49L50 116H49V117L47 116L48 113H46V112H47L48 110L45 108L46 105L44 104V103H46L47 101H48L47 103L50 104V103H49L50 100H48V98H47V100L45 101V100L43 99V97L40 96V95H41L40 93H41L42 90H39V91H40V92H39V91L36 90V87H35V89L33 88ZM107 90H109V89H107ZM107 90H106V92H107ZM111 90H113V87H112ZM159 90H160V89H159ZM224 90H225V89H224ZM224 90H223V91H224ZM238 90H239V89H237V91H238ZM6 91H7V90H6ZM24 91H26V90H24ZM36 91H37L38 93H37ZM45 91H46V90H45ZM100 91H101V90H100ZM191 91H192V90H190V92H191ZM195 91H196V90H195ZM203 91H204V93H205V90H203ZM206 91H208V90H206ZM211 91H212V90H211ZM219 91H220V90H219ZM219 91H218V94H219ZM223 91H221V95H223V94H222ZM228 91H231V90H228ZM239 91H240V90H239ZM239 91H238V94H239ZM259 91H260V90H259ZM259 91L255 89V91H254L255 94H254V92L251 93V92L248 91V90H247V91H243V90H241L240 93H242L243 96H246V93H247V94L251 93V94H249V95H251V96L254 94V95H253V97H255V99H254V103L256 102V106H258L257 102H258V103H260L261 101L264 102V101H263V100H264V99H263V96H264L263 94H264V93H262L263 91H262V92L260 91V93H262V94H259ZM19 92H20V91H19ZM111 92H112V91H111ZM120 92H121V91H120ZM141 92H142V91H141ZM200 92H201V91H200ZM200 92H199V93H200ZM213 92H215V91H213ZM243 92H244L245 95L243 94ZM248 92H249V93H248ZM16 93H17V92H16ZM16 93H15V94H16ZM68 93H69V92H68ZM79 93H80V92H79ZM107 93H109V92H107ZM107 93H106V94H107ZM180 93H182V92H180ZM196 93H197V92H196ZM199 93H198V96L201 95V94H199ZM209 93H210V91H209ZM216 93H217V92H216ZM216 93H215V94H216ZM223 93H224V92H223ZM226 93H227V94H230V92H229V93L226 92ZM236 93H237V92H236ZM236 93L230 94L231 97H227V96H226L227 94L225 95V93H224V96H225L226 98H230V99L232 100L233 98H235V95H237ZM5 94H6V96H7V95H9V94H12V92H11V93H10V92H9V93H5ZM15 94H14V91H13L12 96H13V95L15 96ZM24 94H25V93H24ZM24 94H22L21 96H23ZM38 94H40V95H38ZM64 94H66V93H64ZM72 94H74V93H72ZM86 94H87V93H86ZM106 94H105V95H106ZM111 94H112V93H111ZM113 94H114V93H113ZM189 94H191V93H189ZM205 94H206V93H205ZM215 94H214V96L217 95V94H216V95H215ZM258 94H259V95H258ZM25 95H26V94H25ZM67 95H68V94H67ZM70 95H71V93H70ZM75 95H76V94H75ZM115 95H116V93L113 95V98H114V99H113L112 96L110 95L111 98H109V99H113V100L111 101V104H113V101H115V103H116V101H117V100H115V98L117 99L118 97H116ZM122 95H123V94H122ZM131 95H132V94H131ZM131 95H130V96H131ZM191 95H192V94H191ZM202 95H203V94H202ZM233 95H234V97H233ZM242 95L240 94V96H242ZM249 95H248V96H249ZM0 96H1V95H0ZM38 96H40L42 99L40 98L41 100H39V97H38ZM124 96H123V97H124ZM205 96H206V95H205ZM205 96H204V98L208 101V98H206ZM211 96H212V94H210V97H211ZM219 96H220V95H219ZM4 97H5V96H4ZM7 97H8V96H7ZM7 97H6V98H7ZM9 97H10V96H9ZM44 97H46V95H45ZM47 97H48V96H47ZM67 97H68V96H67ZM77 97H78V96H77ZM79 97H80V96H79ZM216 97H217V96H216ZM232 97H233V98H232ZM1 98H3V97H1ZM6 98H5V99H6ZM31 98H32V99H31ZM33 98H34V100H33ZM63 98H65V96H64ZM173 98H174V97H173ZM198 98H199V97H198ZM201 98H202V97H201ZM211 98H212V97H211ZM219 98H220V97H219ZM219 98H218V99H219ZM246 98H247V102H248L249 99H248V97H246ZM250 98H251V97H250ZM45 99H46V98H45ZM67 99H68V98H67ZM72 99H73V97H72ZM72 99H71V100H72ZM81 99H82V102L80 101V102H78V103H80V104H81V103L84 104V105L81 106L82 108L80 107V108L83 110V111H82V110L80 109V113H84V114H82V117L84 118L85 115H87V113L89 112V111H88V112L86 111L87 108H88V106L91 105V104H92V105L95 104V103H93L91 100H94V101H95V99H94L91 95L89 96L88 94H87V97H86V95L84 94V98H81ZM81 99H79V100H81ZM89 99H90V100H89ZM215 99H217V98H215ZM218 99H217V101H220V104H221V103H222V100H218ZM221 99H222V97H221ZM223 99H225V98H223ZM243 99H244L243 101H245V97H243ZM0 100H1V99H0ZM69 100H70V99H69ZM88 100H89L90 102H89ZM177 100H178V99H177ZM250 100H252V99H250ZM1 101H2V100H1ZM1 101H0V102H1ZM14 101H15V100H13V102H14ZM17 101H18V98L16 99V102H17ZM44 101H45V102H44ZM77 101H78V99H77ZM174 101H175V100H174ZM213 101H214V100H213ZM226 101H227V100H226ZM226 101H225V102H226ZM228 101H230V100L228 99ZM232 101H233V100H232ZM234 101H235V100H234ZM243 101H241V102H243ZM252 101H253V100H252ZM7 102H8V101H7ZM95 102H96V101H95ZM210 102H211V101H210ZM238 102H239V99H238ZM262 102H261V103H262ZM33 103H34V102H33ZM47 103H46V104H47ZM197 103H198V102H197ZM208 103H209V102H208ZM223 103H224V102H223ZM226 103H227V102H226ZM229 103H230V102H229ZM235 103H236V101H235ZM261 103H260V104H261ZM14 104H15V103H12L11 101H9V103L6 104V108H5V109H7L8 112H9L8 107H12V108H14V109H18V108H15V107H14ZM217 104H218V103H217ZM227 104H228V103H227ZM230 104H231V103H230ZM243 104H244V103H243ZM1 105H2V102L0 103V108L2 109V111H4V113H6L7 110L5 111V109H3L5 105L3 106V108H2ZM92 105H91V106H92ZM103 105H105V103H104ZM106 105H107V104H106ZM116 105H117V104H116ZM163 105H165V104L163 103ZM163 105H162V107H163ZM205 105H206V104H205ZM253 105H254V104H253ZM17 106H18V103L16 104V107H17ZM22 106H23V107H22ZM47 106H49V105H47ZM94 106H95V105H94ZM217 106H218V105H217ZM219 106H220V105H219ZM221 106H222V105H221ZM221 106H220V108H221ZM225 106H226V105H225ZM164 107H166V106H164ZM213 107H214V106H213ZM226 107H227V106H226ZM22 108H23V109H22ZM77 108H78V107H77ZM89 108H90V106H89ZM89 108H88V110H89ZM98 108H99V107H98ZM98 108H97V109H98ZM107 108H108V107H107ZM109 108H111V107H109ZM112 108H113V107H112ZM130 108H128L129 111H130ZM211 108H212V107H211ZM217 108H218V107H217ZM222 108H223V107H222ZM222 108H221V109H222ZM233 108H234V107H233ZM242 108H243V107H242ZM249 108H251V107H249ZM253 108H254V107H253ZM253 108H252V109H253ZM257 108H258V107H257ZM257 108H255V109L257 110ZM14 109L11 110L13 113H14V111H15ZM26 109H27V110H26ZM48 109H49V107H48ZM207 109H208V108H207ZM223 109H224V108H223ZM246 109H247V108H246ZM46 110H47V111H46ZM75 110H76V109H75ZM78 110H79V109H78ZM93 110H94V109H93ZM95 110H96V109H95ZM124 110H125V112H124ZM124 110H121V111L119 110V112H121V114H123V112H124V113H125L124 115H126V118H127V114H129V113L126 112V111H128V110H127V109H124ZM164 110H165V109H164ZM229 110H230V109H229ZM234 110H235V109H234ZM256 110L254 111L255 113H256ZM258 110H259V109H258ZM0 111H1V110H0ZM17 111H18V110H17ZM73 111H74V110H73ZM85 111H86V114H85ZM122 111H123V112H122ZM216 111L218 112L219 109L216 110ZM220 111H221V110H220ZM235 111H236V110H235ZM235 111H234V112H235ZM237 111H238V110H237ZM248 111H249V110H248ZM250 111H252V110H250ZM8 112H7V113H8ZM12 112H10L11 115H12ZM50 112H51V111H50ZM50 112H49V113H50ZM76 112H77V111H76ZM76 112H75V114L77 115ZM112 112L114 113V109H113ZM117 112H118V111H116V113H117ZM214 112H215V111H214ZM22 113H23V112H22ZM78 113H79V112H78ZM94 113H95V112H94ZM260 113H261V112H260ZM260 113H259V114H260ZM50 114H51V113H50ZM50 114H49V115H50ZM52 114H53V113H52ZM91 114H92V112H91ZM95 114H96V113H95ZM117 114H120V113H117ZM0 115H1V112H0ZM4 115H5V114H4ZM7 115H8V114H7ZM9 115H10V114H9ZM11 115H10V116H11ZM24 115H25V114H24ZM32 115H33V114H32ZM54 115H55V114H54ZM83 115H84V116H83ZM88 115H89V114H88ZM115 115H116V114H115ZM232 115H233V113H232ZM235 115H236V114H235ZM5 116H6V115H5ZM34 116H33V117H34ZM79 116H81V115H79ZM79 116L77 115L78 118H79ZM94 116H97V114L94 115ZM128 116H129V115H128ZM77 117H76V119H77ZM82 117H81V118H82ZM89 117H90V116H89ZM89 117H87V118L89 119ZM129 117H130V116H129ZM129 117H128V118H129ZM263 117H264V116H263ZM0 118H1V117H0ZM87 118H85V119H87ZM111 118H113V117H111ZM151 118H152V117H150V118L148 117V118H147L148 120H149V119L151 120V121H149V122H152V124H153V122H155V123H157V124L154 123V125H158V123L160 122L159 119H157L159 122H158V121L156 122V121H153V120H155L154 117H153V118H154L153 120H152ZM49 119H50V118H49ZM53 119H54V118H53ZM79 119H80V118H79ZM85 119H84V121H85V123H87L88 121L86 122ZM90 119H91V118H90ZM90 119H89V120H90ZM93 119H94V118H93ZM262 119H263V118H262ZM1 120H2V119H1ZM34 120H35V119H34ZM134 120L136 121L137 119H134ZM175 120H176L177 122H176L173 126H168V125H167L168 128H172V129H173V127L176 128L175 130H176V131H179V132H178V135L181 133V131H182V133H183V131H184V134H185V135L187 134V132H188V135H190V133H189L190 131H189V130H191V129H189L187 132H185V130L182 129L183 126H182V123L180 122V121H182V119H181L180 121H179V119H175ZM183 120H184V119H183ZM257 120H258V119H257ZM49 121H50V120H49ZM53 121H54V120H53ZM163 121H164V120H163ZM184 121H185V120H184ZM246 121H247V120H246ZM32 122L34 123V121H32ZM32 122H31V124L34 125ZM73 122H74V120H73ZM105 122H106V121H105ZM149 122H148V123H149ZM168 122H169V121H168ZM168 122H167V123H168ZM203 122H204V121H203ZM212 122H213V121H212ZM48 123H49V124H48ZM91 123H93V122H91ZM126 123H127V122H126ZM136 123H137V122H136ZM139 123H140V122H139ZM144 123H145V122H144ZM146 123H147V122H146ZM165 123H166V122H165ZM167 123H166V124H167ZM172 123H173V122H172ZM197 123H198V122H197ZM197 123H195L194 125H196ZM210 123H211V122H210ZM210 123H208V124H210ZM29 124H30V122H29ZM31 124H30V125H31ZM189 124H191V123H189ZM189 124H188V126H189ZM204 124H205V122H204ZM249 124H250V123H249ZM25 125H26V124H25ZM87 125H88V124H87ZM95 125H96V124H95ZM137 125H139V124H137ZM140 125H142V124H140ZM150 125H151V124L148 125L149 128H150ZM154 125H153V126H154ZM183 125H184V124H183ZM194 125L192 124V126L190 125V127H193ZM197 125H198V124H197ZM200 125H201V127H203L202 124H200ZM205 125H206V124H205ZM205 125H204V126H205ZM211 125L213 126L214 123H213V124H210L209 127H210ZM27 126H28V125H27ZM27 126H26V127H27ZM34 126H35V125H34ZM93 126H94V125H93ZM98 126H99V125H98ZM98 126H97V127H98ZM151 126H152V125H151ZM161 126H162V125H161ZM161 126H160V127H161ZM165 126H166V125H165ZM198 126H199V125H198ZM198 126H197V129H198ZM215 126H216V125H215ZM215 126L213 127L214 132L211 130L213 133H216V131L218 132V129H216ZM31 127H32V126H31ZM31 127H30V128H31ZM83 127H84V125H83ZM141 127H142V126H141ZM154 127H155V126H154ZM154 127H153V128H154ZM158 127H159V125H158ZM158 127L156 126L157 129H158ZM160 127H159V128H160ZM194 127H195V126H194ZM207 127H208V126H207ZM216 127H217V126H216ZM34 128H35V127H34ZM36 128H37V127H36ZM51 128H52V127H51ZM146 128H147V126H146ZM151 128H152V127H151ZM161 128H162V127H161ZM163 128H164V127H163ZM195 128H196V127H195ZM199 128H200V127H199ZM225 128H226V127H225ZM28 129H29V128H28ZM31 129H32V128H31ZM37 129H38V128H37ZM113 129H114V128H113ZM185 129H186V125H185ZM202 129H203V128H202ZM205 129H206V128H205ZM99 130H100V128H99ZM118 130H119V129H118ZM118 130H117V131H118ZM143 130H144V129H143ZM180 130H181V131H180ZM186 130H187V129H186ZM223 130H225V129H223ZM223 130H221V131H223ZM24 131H25V127H24V126H23V127H22V126H17V127H11V126H10V127H9V126H7V125L4 126V125H1V124H0V150H3L4 153L9 154V153H10V150L12 149V146H14V144L17 142V140L20 139V142H21V136L23 135ZM28 131H30V130H28ZM126 131H127V130H126ZM192 131H193V130H192ZM192 131H191V133H192ZM202 131H203V130H202ZM208 131L210 132V130H208ZM37 132H38V131H37ZM51 132H52V131H51ZM124 132H125V129H124ZM171 132H172V131H171ZM193 132H194V131H193ZM198 132H199V131H198ZM198 132H196L195 135H198V134H199ZM29 133H32V132H29ZM29 133H28V134H29ZM33 133H34V132H33ZM98 133H99V132H98ZM205 133H208V132L205 131ZM229 133H230V134H234V133H236V132H235L234 130H229ZM24 134H25V133H24ZM38 134H39V133H38ZM38 134H37V135H38ZM126 134H127V132L125 133V135H126ZM203 134H204V132H201V134H200V135H202L201 137H202V138H204V137L207 138V137H206L207 134H205V136H204ZM218 134H220V133H218ZM26 135H27V134H25V136H26ZM83 135H84V134H83ZM110 135H111V134H110ZM180 135H181V134H180ZM214 135H215V134H214ZM33 136H34V135H33ZM33 136H32V137H33ZM126 136H127V135H126ZM198 136H199V135H198ZM215 136H216L215 138H217L218 135H215ZM239 136H241V135H239ZM22 137H23V136H22ZM221 137H222V136H221ZM230 137H231V136H230ZM232 137H235V139L238 138V136H235V135L232 136ZM29 138H30V137H29ZM34 138H36V137L34 136ZM205 138H204V139H205ZM208 138H209V136H208ZM212 138H213V137H212ZM91 139H92V138H91ZM223 139H224V138H223ZM244 139H245V138H244ZM104 140H105V139H104ZM207 140H208V139H207ZM213 140H216V139H213ZM220 140H222V138H221ZM245 140H246V139H245ZM87 141H88V139H87ZM223 141H224V140H223ZM223 141H222V143H223ZM225 141H228V140H225ZM52 142H54V141H52ZM108 142H109V141H108ZM232 142H233V141H232ZM34 143H35V141H34ZM210 143H211V142H210ZM228 143L233 144V143H231V142H229V141H228ZM228 143L225 142V144H227V146L229 145ZM17 144H19V142H18ZM108 144H109V143H108ZM225 144H224V145H225ZM242 144H244V143H242ZM101 145H102V144H101ZM200 145H201V143H200ZM233 145H235V144H233ZM55 146H56V144H55ZM14 147H15V149H16V146H14ZM94 147H95V146H94ZM101 147H102V146H101ZM118 147H119V146H118ZM200 147H201V146H200ZM206 147H207V146H206ZM31 148L29 147L30 152H31V150H32ZM54 148H55V149H54ZM81 148H82V147H81ZM96 148H98V147L96 146ZM105 148H106V147H105ZM115 148H116V147H115ZM82 149H84V148H82ZM201 149H202V148H201ZM97 150H98V149H97ZM101 150H102V149H101ZM3 151H2V152H3ZM25 151H26V150H25ZM33 151H32L31 153H30L29 151H27V153H30L29 155H31V156H32V154H33V156H35V154H34L35 152L33 153ZM84 151H85V150H84ZM84 151H82V152L84 153ZM95 151H96V150H95ZM115 151H116V150H115ZM180 151H181V150H180ZM54 152H55V153H54ZM86 152H87V151H85V153H86ZM117 152H118V151H117ZM13 153H14V152H13ZM85 153H84V154H85ZM87 153H88V152H87ZM99 153H100V151H99ZM114 153H115V152H114ZM114 153L112 152L111 155L114 154ZM185 153H186V154H185ZM14 154H16V153H14ZM24 154H26V153L24 152ZM24 154H22V155H24ZM84 154H83V155H84ZM117 154H118V153H117ZM171 154L173 155V153H171ZM171 154H169V155H166V154H165V156H166L165 158H168V156H169V158H170V155H171ZM175 154H176V153H175ZM175 154H174V155H175ZM180 154H181V153H180ZM184 154H185L186 156L188 155L186 151L183 153V156L185 157ZM16 155H18V154H16ZM16 155H14L15 158H16ZM86 155H88V158H89L90 154L88 153V154H86ZM93 155H94V154H93ZM93 155L91 156V158H92V157L95 158V155H96V158H95V159H96V160L99 159V158H97V154H95L94 156H93ZM98 155H99V154H98ZM103 155H104V154H103ZM120 155H121V154H120ZM178 155H179V154H178ZM190 155H191V154H190ZM190 155H189L188 157H190ZM199 155H200V154H199ZM5 156H6V154H4L3 156H1V157H2V158H1L2 161L0 160V162H1L0 164H2V163H4V162H7L8 159H5ZM7 156H9V155H7ZM10 156H11V155H10ZM84 156H85V155H84ZM101 156H102V155H101ZM101 156H99V157L101 158ZM118 156H119V155H118ZM127 156H128V154L125 155L126 159H127ZM161 156H164V155H161ZM175 156H176V155H175ZM181 156H182V155H180V157H181ZM191 156H192V155H191ZM105 157H106V156H105ZM184 157H182V158L184 159ZM192 157H195V155L192 156ZM220 157H221V156H220ZM3 158H4L6 161H4ZM8 158H11V157H8ZM13 158H14V157H13ZM108 158H109V157H108ZM115 158H116V160L118 159L117 156H116V154H115ZM115 158L113 157V160L117 163V161L115 160ZM121 158H122V157H121ZM121 158H119V159H121ZM128 158H129V157H128ZM209 158H210L209 155H200V156L197 157V159H199V161H200V164H202L201 161L204 162V164H202L203 171L206 170L205 173H202V175H204V177H205V176H209V174H211V173L213 172V170H211V169L208 167V165L206 164V163L209 161V160H208ZM222 158H223V157H222ZM226 158H227V157H225L224 160H225ZM33 159H34V158L32 157V160H33ZM76 159H77V158H76ZM78 159H79V157H78ZM78 159H77V160H78ZM92 159H93V158H92ZM119 159H118V160H119ZM157 159H158V161H157V165L159 166V163L162 161L163 158L160 157V158H157ZM178 159H179V158H178ZM178 159H177V160H178ZM180 159H181V158H180ZM190 159H191V158H190ZM11 160H12V159H11ZM99 160H100V159H99ZM105 160H106V158H105ZM109 160H110V159H109ZM132 160H133V159H132ZM261 160H262V159H261ZM9 161H10V160H9ZM37 161H38V160H37ZM79 161H80V159H79ZM100 161H102V159H101ZM110 161H111V162L108 163V165H107V163H106L105 161H102V165H103V162H104V164L106 163V165H107L108 168H109L110 164L112 163V160H110ZM126 161H127V160H126ZM128 161H130V160H128ZM182 161H183V160H182ZM33 162H35V159L33 160ZM205 162H206V163H205ZM37 163H38V162H37ZM78 163H79V162H78ZM118 163L120 164V160H119ZM118 163H117V164H118ZM185 163H186V161H185ZM185 163L183 162V164H185ZM112 164L114 165L115 163L113 162ZM117 164H116V165H117ZM124 164H125V163H124ZM153 164H154V163H153ZM180 164H182V163H180ZM154 165H156V163H155ZM192 165H193V164H192ZM203 165H204V166H203ZM107 166L104 165L105 168H106ZM114 166H115V165H114ZM172 166H173V165H172ZM177 166H178V165H177ZM37 167H38V166H37ZM37 167H36V168H37ZM53 167L55 168V165H54ZM77 167H78V166H77ZM111 167H112V165L110 166V168H111ZM115 167H116V166H115ZM117 168H118V167H117ZM126 168H127V167H126ZM129 169H130V167H129ZM158 169H160V168H158ZM253 169H256V168H253ZM262 169H263V168H262ZM126 170H128V168H127ZM161 170H162V169H161ZM131 171H132V169L130 170V172H131ZM168 171H169V170H168ZM171 171H172V170H170L169 172H171ZM37 172L39 173V171H37ZM55 172H56V171H55ZM127 172H129V171H126V173H127ZM130 172H129V173H130ZM133 172H134V171H132V173H133ZM159 172L161 173L162 171L159 170ZM165 172H166V171H165ZM220 172H221V171H220ZM116 173H117V172H116ZM132 173H130V174L132 175ZM163 173H164V172H163ZM166 173H167V172H166ZM208 173H209V174H208ZM130 174H129V175H130ZM44 175L41 176V175L39 174V177H40V176H41V177L38 178V179H41L42 177H44ZM53 175H54V174H52V176H53ZM156 175H157V174H156ZM248 175H249V174H248ZM5 176H6V175H5ZM158 176H159V175H157V177H158ZM166 176H168L167 178H168L169 182H172V183H173V182L175 181V178H174L173 176H171V175H166ZM252 176H253V175H252ZM45 177H46V175H45ZM49 177H50V175H49ZM55 177H56V176L54 175V178H55ZM114 177H115V176H114ZM128 177H129V176L127 175V176H126L127 180H130ZM163 177H164V176H163ZM211 177H213V176H211ZM211 177H210V178H211ZM217 177H218V176H217ZM47 178H48V177H46L45 181H43V180H44V179H43L41 182H39V183L42 184L43 186L45 185L46 188H48V187H49L48 184H50V183H49L50 179H49V181H48V183H47ZM54 178H53V179H54ZM116 178H117V177H116ZM158 178H159V179L162 178V175H161L160 177H158ZM207 178H209V177H207ZM207 178H205V179H207ZM162 179H164V178H162ZM189 179H191V175H190V178H189ZM260 179H262V177H261ZM24 180H25V179H24ZM55 180H56V178H55ZM210 180H211V182H212L213 178L210 179ZM214 180H215V179H214ZM214 180H213V181H214ZM231 180H232V179H231ZM11 181H12V180H11ZM219 181H220V180H219ZM33 182H34V181H33ZM128 182L130 183V181H128ZM148 182H149V181H148ZM166 182H167V180H166ZM169 182L167 183L168 185H170ZM223 182H224V181H223ZM258 182H259V181H258ZM53 183H54V182H53ZM129 183H128V184H129ZM183 183H186V185H187L188 182H187L185 179L181 178V179L179 180V183H177V186L180 188L181 186H184ZM215 183H216V182H215ZM219 183H220V182H219ZM32 184H33V183H32ZM34 184L36 185V183H34ZM152 184H153V183H152ZM154 184H155V183H154ZM154 184H153V186H154ZM164 184H165V183H164ZM213 184H214V182H213ZM221 184H223V183H221ZM35 185H31V186L34 188V190H35V188H36V190L39 191L40 193L43 192V191H41V190H43V189H42L39 185H38L39 188H38V186L36 187ZM47 185H48V186H47ZM155 185H156V184H155ZM188 185H189V183H188ZM34 186H35V187H34ZM50 186H51V185H50ZM122 186H123V185H122ZM159 186L161 187V185H159ZM165 186H166L165 188L168 189V186H167L166 184H165ZM195 186H196V185H195ZM204 186H205L206 189L203 190L202 192H203L205 195L209 196V195H208V192H210V188H208L207 184H205ZM28 187H29V186H28ZM190 187L192 188V190H195V189L193 188V185L190 186ZM222 187H223V185H222ZM241 187H242V186H241ZM241 187H238V188H241ZM154 188H155V187H154ZM165 188H164V189H165ZM169 188H170V187H169ZM196 188H198V187H196ZM199 188H201V187H199ZM24 189H25V188H24ZM39 189H40V190H39ZM159 189H160V191H159ZM173 189H174V188H173ZM234 189H237V187L234 188ZM30 190H31V189H30ZM48 190H49V188H48ZM157 190H158L159 192H161V188L158 187ZM171 190H172V188L170 189L169 192H171ZM199 190H200V189H199ZM263 190H264V189H263ZM44 191H46V190H44ZM54 191H55V190H54ZM151 191H152V190H151ZM158 191H157V192H158ZM173 191H174V190H173ZM173 191H172V192H173ZM47 192H48V191H47ZM47 192H46V193H47ZM49 192H50V190H49ZM157 192H156V193H157ZM162 192H164V191H162ZM166 192H167V191H166ZM197 192H198V191H197ZM216 192H217V191H216ZM40 193H39V194H40ZM44 193H45V192L42 193L43 196H44ZM42 194L40 195V197L42 196ZM48 194H49V193H48ZM48 194L45 195V203H44V204H45V210H43V211H45L46 213H48V215H50V216L52 217V215H51L52 213H51L50 211H52V210L54 209V203H55V202L53 201V198H50V197H52V195L50 196L51 193H50L49 195H48ZM54 194H55V196H56V192H55ZM58 194H59V193H58ZM160 194H161V193H160ZM160 194H159V195H160ZM153 195H154V194H153ZM172 195H173V194H172ZM182 195H183V198H184V199H185V198L188 199V200L185 199L186 202L189 201V202H190V205H191V203H192V205H194L195 201L193 200V198L190 199V197H191L190 195H185V193H183ZM197 195H198V194H197ZM200 195H201V194H200ZM53 196H54V195H53ZM161 196H162V195H161ZM40 197H39V198H40ZM174 197H175V196H174ZM201 197H203V200L206 199L203 195H201ZM54 198H55V197H54ZM57 198H58V196H57ZM158 198H159V197H158ZM43 199H44V197H43L42 199H40V200L42 201ZM208 199H210L211 201H213L212 198H208ZM208 199H207V201H209ZM36 200H38V199H36ZM40 200H39V202H40ZM216 200H217V199H216ZM56 201H58V200L56 199ZM156 201H157V200H156ZM164 201H165V200H164ZM157 202H158V201H157ZM161 202H162V201H161ZM217 202H218V200H217ZM238 202H239V201H238ZM238 202H237V203H238ZM11 203H12V202H11ZM42 203H43V201H42ZM159 203H160V202H159ZM205 203H206V202H205ZM210 203H211V202H210ZM237 203H236V204H237ZM64 204H65V203H64ZM77 204H78V203H77ZM137 204H138V203H137ZM195 204H197V203H195ZM240 204H241V203H240ZM8 205H9V204H8ZM55 206H56V205H55ZM58 206H59V205H58ZM122 206H123V205H122ZM195 206H196V205H195ZM260 206H261V205H260ZM56 207H57V206H56ZM162 207H163V206H162ZM196 207H198V208L200 209V206L197 205ZM145 208H146V207H145ZM233 208H234V207H233ZM10 209H11V208H10ZM240 209H241V208H240ZM257 209H258V208H257ZM54 210H55V209H54ZM58 210H59V209H58ZM176 210H177V209H176ZM229 210H230V209H229ZM232 210H233V209H232ZM9 211H10V210H9ZM254 211H255V210H254ZM15 212H16V211H15ZM45 212H42L41 215H42L43 213H45ZM186 212H187V211H186ZM191 212H192V211H191ZM197 212H198V211H197ZM260 212H261V211H260ZM17 213H18V212H17ZM50 213H51V214H50ZM187 213H188V212H187ZM253 213H254V212H253ZM14 214H15V213H12L13 216H10V215H8V216H10L11 219H12V217H13V219H14V216H16L15 218H17L18 215H19V213H18L17 215H14ZM20 214H21V213H20ZM22 214H23V213H22ZM241 214H242V213H239V212H235V213L233 212L232 214L229 213L228 216H229V219H230V223L227 222L229 219H228L227 221L225 220V221H226L231 227H233V229L238 230L239 232H240V227L242 226V223L240 222V218L242 217ZM250 214H251V213H250ZM256 214H257V213H256ZM41 215L39 214V217H40ZM59 216H60V215H59ZM129 216H130V214H129ZM193 216H194V215H193ZM198 216H199V215H198ZM198 216H197V217H198ZM10 217H9V219H10ZM31 217H32V216H31ZM35 217L38 218V219H36V220H39V217H38V216H35ZM6 218H8V217H6ZM58 218H59V217H58ZM198 218H199V217H198ZM200 218H201V217H200ZM9 219H6V220H9ZM17 219H18V218H17ZM33 219H34V217H33ZM54 219H55V218H54ZM194 219H196V218H194ZM241 219H242V218H241ZM36 220H35V221H36ZM59 220H61V219L59 218ZM59 220H58V222H59ZM9 221H10V223H12L14 220H13L12 222H11V220H9ZM203 222H204V221H203ZM219 222L222 223V221H219ZM24 223H25V222H24ZM38 223H39L38 227H40L42 230L47 231L46 236L50 235V236L47 237V239H48L49 237H51V239H50V243H51L53 240H54L53 242H56L55 239H52V238H54V237H53V226H52V225H53V222H52V221L47 222V221L42 220L41 222L38 221ZM55 223L58 224L56 221H55ZM12 224H13V223H12ZM16 224H17V223H16ZM16 224H15V225H16ZM20 224H21V223H20ZM28 224H29V223H28ZM223 224L225 225L224 222H223ZM228 224H227V225H228ZM17 225H18V224H17ZM59 225H60V224H59ZM59 225H58V226H59ZM129 225H130V224H129ZM227 225H226V227H227ZM5 226H6V225H5ZM7 226H8V225H7ZM20 226L22 227V225H20ZM30 226H31V225H30ZM28 227H29V226H28ZM224 227H225V226H224ZM231 227H230V228H231ZM17 228H19V226H18V227H16V226L3 227V225L0 224V239H1L2 237H4V235L7 234V233H9V232H10V235H12L11 232L14 233V231H15V233H16V231H19V230H17ZM25 228H26V227H25ZM54 228H55V224H54ZM22 229H23V228H22ZM22 229H21V230H22ZM33 229H34V228H33ZM38 229H39V228H37V231H38ZM222 229H223V228H222ZM55 231H56V230H55ZM6 232H7V233H6ZM249 232H250V231H249ZM25 233H27V232H25ZM40 233H41V232L39 231L38 234H40ZM48 233H49V234H48ZM206 233H207V232H206ZM18 234H20V233L18 232ZM215 234H217V233H215ZM215 234H214V235H215ZM14 235H15V234H14ZM21 235H22V234H21ZM40 235H41V234H40ZM43 235H44V234H43ZM43 235H42V236H43ZM239 235H240V234H239ZM35 236H36V235H35ZM38 236H39V235H38ZM158 236H160V235H158ZM161 236H162V235H161ZM9 237H12V236H9ZM163 237H164V236H163ZM34 238H36V237H34ZM239 238H240V237H239ZM47 239H45V240H46L47 242H49ZM113 239H114V238H113ZM158 239H159V238H157V240H158ZM5 240H6V239H5ZM15 240H16V239H15ZM22 240H23V239H22ZM59 240H60V239H59ZM157 240H156V241H157ZM46 241H45V242H46ZM57 241H58V240H57ZM222 241H223V240H222ZM0 242H2V241L0 240ZM4 242H5V241H4ZM60 242H62V245L64 244L63 241H60ZM108 242H109V241H108ZM200 242H201V241H200ZM13 243H14V242H13ZM18 243H19V242H18ZM50 243H48V244H49V247H50V246H51V247L54 246L53 243H52V244H50ZM112 243H113V242H112ZM9 244H11V242H10ZM55 244H56V243H55ZM65 244H67V243L65 242ZM1 245L4 246L3 244H1ZM20 245H21V243H20ZM230 245H231V244H230ZM260 245H261V244H260ZM18 246H19V245L16 244V245L14 246V247H16L15 249H17ZM63 246H64V245H63ZM210 246H212V245H210ZM4 247H7V246H4ZM4 247H3V251L5 252ZM23 247H24V246L22 245V248H23ZM194 247H195V246H194ZM196 247H197V246H196ZM236 247H240V244H238V245H232L230 250H231V251H234V249H232V248H236ZM1 248H2V247H1ZM7 248H8V247H7ZM7 248H6V250H7ZM55 248H56V247L54 246V249H55ZM70 248L73 250V247H70ZM46 249H47V248H46ZM197 249H198V248H197ZM18 250H19V249H18ZM20 250H21V247H20ZM57 250H58V249H57ZM63 250H64V249H63ZM74 250H75V249H74ZM0 251H1V250H0ZM7 251H10V250H7ZM51 251L53 252V250H51ZM55 251H56V250H54V252H55ZM188 251H189V250H188ZM221 251H223V250H220V251L217 250V249H212V250H211V252H212V253L214 254V256L216 257V260L213 261L212 264H221L222 260H219V259H220V258H219V255H221V254L223 253V252H221ZM243 251H245V249H243ZM15 252H16V251H15ZM54 252H53V253H54ZM57 252H58V251H57ZM63 252H64V251H63ZM189 252H190V251H189ZM11 253H12V252H9L8 254H11ZM53 253H52V254H53ZM191 253H192V252H191ZM218 253H219V255H218V257H217V254H218ZM2 254H3V253H2ZM16 254H17V252H16ZM16 254H11V255H12V257H13V255H16ZM18 254H20V253H18ZM47 254H48V253H47ZM244 254H245V253H244ZM20 255H21V254H20ZM20 255H19V256H20ZM48 255H49V254H48ZM55 255H56V254H55ZM59 255H60V254H59ZM84 255H87V253L84 254ZM7 256H10V255H7ZM65 256H66V254H65ZM14 257H15V256H14ZM16 257H17V259L20 258V257L18 258V255H16ZM54 257H55V256H54ZM57 257H58V256H57ZM87 257H88V256H87ZM221 257H222V255H221ZM52 258H53V257H52ZM88 258H89V257H88ZM4 259L6 260L5 257H4ZM55 259H56V258H55ZM55 259H54V260H55ZM65 259H66V258H65ZM89 259H90V258H89ZM261 259H262V257L259 258V262L255 261L254 264H255V263H257V264L261 263V261H260ZM48 260H50V258H48ZM52 260H53V259H52ZM90 260H91V259H90ZM46 261H47V260H46ZM66 261H67V259H66ZM130 261H131V260H130ZM253 261H254V260H253ZM253 261H250V262H253ZM49 262H50V261H49ZM55 262H56V261H55ZM55 262H53V263H55ZM1 263H2V262L0 261V264H1ZM53 263H52V264H53ZM59 263H60V262H59ZM135 263H136V262H135ZM204 263H205V262H204ZM222 263H223V262H222ZM236 263H237V262H236ZM240 263H241V262H240ZM2 264H3V263H2ZM61 264H64V261H63V260H61ZM66 264H67V263H66ZM88 264H89V263H88ZM127 264H130V263H127ZM262 264H263V263H262Z\"/></svg>",
  "mask_w": 264,
  "mask_h": 264
}]
</instances>
